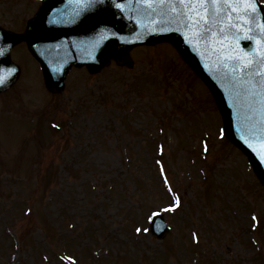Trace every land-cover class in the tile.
<instances>
[{
	"label": "rangeland",
	"instance_id": "374dc122",
	"mask_svg": "<svg viewBox=\"0 0 264 264\" xmlns=\"http://www.w3.org/2000/svg\"><path fill=\"white\" fill-rule=\"evenodd\" d=\"M37 2L0 0V28L23 31L14 29L33 16ZM161 41L133 49L132 65L124 54L121 69L110 64L89 75L72 67L63 89L49 94L26 45L11 50L20 74L0 92V224L7 226L0 264H69L59 245L57 255L38 260L45 241L65 237L77 264H91L89 257L92 264H264V190L232 146L212 141L202 156L201 127L208 141L222 132L216 106L177 50ZM37 99L43 106L29 123L20 115ZM158 124L166 128L160 157L152 142ZM31 125L34 131L24 128ZM162 167L168 184L159 178ZM174 196L179 207L161 212L166 237L138 235L135 229L148 228L151 213ZM20 197L30 210L25 219L12 202ZM254 217L259 225L245 234Z\"/></svg>",
	"mask_w": 264,
	"mask_h": 264
},
{
	"label": "water",
	"instance_id": "95a60500",
	"mask_svg": "<svg viewBox=\"0 0 264 264\" xmlns=\"http://www.w3.org/2000/svg\"><path fill=\"white\" fill-rule=\"evenodd\" d=\"M118 4L122 7H117ZM152 7L156 9L155 12L143 0H91L88 4L82 0H44L27 34L18 37L0 32V49L3 50L0 55V78L4 80L0 90L16 78V70L9 67L7 54L20 41H26L31 52L43 64L48 87L53 90L57 88L53 77L62 71L58 78V84L61 85L70 63L85 62L96 68L103 63V53L117 55L119 48H128L141 40L164 36L161 32L169 33L211 87L223 112L228 137L248 155L264 183V160L261 159L264 157V112L259 104L252 102L241 83L233 78L231 65L225 63L227 57L236 54L240 48L246 53L255 49L254 55L260 58L261 29L257 25L264 23V20L259 9L255 5L256 23L251 25L256 37L237 42L231 36L228 40H221L215 34L199 39L196 25L186 28L183 17L176 16L166 7ZM232 7L237 8L232 13L235 17L247 6ZM144 8H147L146 14L141 11ZM248 10L251 11L250 8ZM147 15L154 16L148 18ZM158 17L164 20L161 27L154 22ZM142 19L146 20L145 24H142ZM235 22L242 27L234 31L240 32L242 36L253 34L247 31L246 18ZM209 27L218 30L224 25L212 24ZM198 30L204 32L203 23ZM246 59H251V56ZM261 71H264V65L254 66V75ZM161 223L162 217L152 221L151 233L158 239H162L167 232Z\"/></svg>",
	"mask_w": 264,
	"mask_h": 264
},
{
	"label": "snow or ice",
	"instance_id": "6c2138e0",
	"mask_svg": "<svg viewBox=\"0 0 264 264\" xmlns=\"http://www.w3.org/2000/svg\"><path fill=\"white\" fill-rule=\"evenodd\" d=\"M83 3L88 4L91 0H82ZM258 0H143V3L149 5L150 10L155 12L156 9L152 7L153 5H158L161 7H166L171 13H174L178 17H183L186 23L184 26L186 28H191L193 25L197 26V38L204 39L210 35H217L221 40H228L229 36L234 41H239L241 39L253 40L256 37V33L251 25L256 23L255 13L257 8L255 5ZM198 5L199 7H193ZM233 5H245L247 6L240 14L233 17L232 13L237 11L236 7ZM219 6V7H218ZM225 6H228L227 8ZM117 7H122L117 5ZM251 9L249 11L248 9ZM247 19V31L253 33L249 36H242L240 32L234 31L237 28L242 27L238 21L240 19ZM228 21H233L232 23H227ZM204 24V32H199V26ZM219 24L224 25L218 30L209 25ZM257 27L261 29L259 35L261 37L262 47L260 49V58L257 59L254 55L255 49L251 53H246L243 48L237 50L236 54L227 57L225 63L231 65V72L233 78L237 80L244 87V90L249 93L253 103H257L260 106L262 112H264V71L253 74V68L255 65H264V23L258 24ZM232 51V49H229ZM3 54V50L0 49V55ZM247 56H251V59H246ZM258 77V78H257ZM4 80L0 78V84H3ZM58 127V125H56ZM205 151H207V146H205ZM264 160V157H261ZM163 167L161 172H163ZM164 183L168 184L167 177L164 178ZM168 191L172 192V188L169 185ZM174 202L170 203L167 207L161 209V211L152 212L148 217L152 220L153 217L159 216L161 212L175 211L181 204V198L179 196H174ZM255 219V217L253 218ZM136 233L143 234L147 233L149 229L147 227L141 228L137 227L135 229ZM64 260L71 262V264H77L75 258L71 255L63 257Z\"/></svg>",
	"mask_w": 264,
	"mask_h": 264
}]
</instances>
